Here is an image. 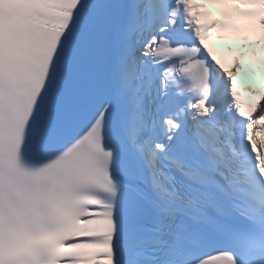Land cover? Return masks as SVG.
Wrapping results in <instances>:
<instances>
[{
  "label": "snow or ice",
  "instance_id": "snow-or-ice-1",
  "mask_svg": "<svg viewBox=\"0 0 264 264\" xmlns=\"http://www.w3.org/2000/svg\"><path fill=\"white\" fill-rule=\"evenodd\" d=\"M214 34L264 0H0V264H264V89Z\"/></svg>",
  "mask_w": 264,
  "mask_h": 264
}]
</instances>
